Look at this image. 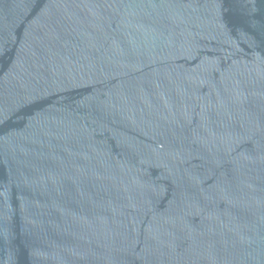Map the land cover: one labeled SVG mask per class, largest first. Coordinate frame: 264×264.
Instances as JSON below:
<instances>
[{"label":"water","instance_id":"95a60500","mask_svg":"<svg viewBox=\"0 0 264 264\" xmlns=\"http://www.w3.org/2000/svg\"><path fill=\"white\" fill-rule=\"evenodd\" d=\"M0 264H264V0H0Z\"/></svg>","mask_w":264,"mask_h":264}]
</instances>
